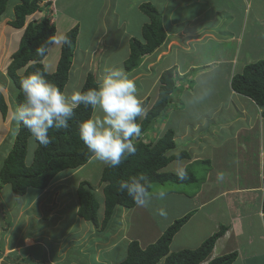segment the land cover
Returning <instances> with one entry per match:
<instances>
[{
  "label": "crops",
  "instance_id": "crops-1",
  "mask_svg": "<svg viewBox=\"0 0 264 264\" xmlns=\"http://www.w3.org/2000/svg\"><path fill=\"white\" fill-rule=\"evenodd\" d=\"M45 1H48L47 10L52 12L50 16L45 17L49 13L45 10L44 16H42V12L36 13L29 20L49 19L50 23L55 26V37L63 36L77 25L78 35L73 58L78 48L84 53L91 50V54L83 59L86 60V65H84L86 62L77 60V56H75V60H72L69 76L73 80L81 82L78 86L79 90L88 73H91L98 82L99 76L103 73L106 74V70L111 67L103 70L101 74L95 67V62H92V56L96 53L94 48L96 45L93 48L90 45H79L82 38V26H80L79 18L73 16L74 14L69 10L79 8L78 3L81 0ZM93 1L90 0L92 5ZM251 1L129 0L125 6L128 13L122 20V22L124 21L122 26L128 25L129 29L131 20L134 19L136 29H141L142 24L140 23L147 18L139 7L143 3H150L160 14L162 28L166 34L164 43L153 54L145 56L136 70L130 73L125 72L129 78H134L135 83L141 84L143 80H150L149 85L145 89L143 88L144 90L137 89L138 94H140L138 95L140 101L147 98L151 105L157 96L152 92V88L158 85L156 80L160 73L165 69L174 68L179 78L175 82L171 104H175L181 96L186 94L189 95L185 96V99L188 100L193 93L199 91L198 83L203 81L204 86L213 93L212 99L214 100H211L209 106L213 113H224V115H229L228 112L233 111L236 113L233 120H229L230 116H220L222 121H196L179 124L177 128L175 126L174 128H166L174 132L175 144L168 154L174 155L183 151L188 157L171 161L162 169L163 172L176 174L180 168L191 172L190 168L197 163L209 167L202 178H195L197 180L191 182L198 181V183L195 182L194 190H189L188 194L181 189L178 191L171 190L170 187L162 188L155 193L157 195L152 196L153 199L148 208L137 205L130 209L117 207L108 224L103 228L106 229L108 226V234L97 238L98 228L99 231L101 230L103 202H101L98 210L100 226L96 228L75 215L77 211L75 197L73 217L68 216L64 211V207L71 197L58 199L60 196H56L54 198L55 194L60 193V186L67 181L68 177L74 176L73 174L76 172L81 173L86 169L87 164L88 166L95 164L93 157L85 165L75 170L60 172L44 190L30 188L32 198L24 203H15L14 207L9 206L8 201L24 197L26 193L17 196L11 192L6 199V195L3 196L5 190H10V185L6 184L0 189V230L1 226L4 225L3 214H6L8 220L5 224L6 232L0 231V264H14L15 262L64 264L63 258L68 257L71 253L86 258L85 261L78 262V264H118L125 258L126 247L130 241L136 240L141 248H145L161 236L169 223L171 224L185 216H188V219L173 236L169 246L170 252L196 249L220 226H223L226 227V230L216 240L210 254L211 258L235 252L237 256L233 264H264V213L262 212L264 121L261 118L260 109L247 98L255 105L256 115L251 121L245 120L248 117L244 107L235 106L233 103L236 97H245L236 94L230 88V80L234 74L240 73L246 64L264 59V16L258 14L259 16L254 15L251 19ZM41 2L42 0L39 5L43 7ZM100 3L99 9L106 11L114 10L120 1L114 0V6L110 5V1L107 0H100ZM95 16L98 15L95 14ZM108 16L110 17V15ZM97 19L101 22V26L98 27V23L94 22L96 24L94 32L97 34V29H105L103 33H106L109 29L107 23L100 16ZM6 20L10 21L11 19L7 18ZM62 22H64L63 25ZM250 22H253L252 29L247 28ZM12 34L13 32L7 34L6 29H0V40L3 41L0 42L3 44L1 49L9 48V38ZM246 34L251 35L248 38L249 41L253 42L251 48L259 55V59L256 61L248 56L251 53L246 54V56L243 55V60H241V49L245 44ZM104 36L106 38L107 35L102 34L99 39L103 40ZM136 36L139 37V35ZM131 39L134 38L127 39L128 52ZM105 45L110 44L106 42L103 46ZM51 46L42 61L48 73L55 71L61 43H58L56 53L53 55V62L49 63L47 59L51 48H53ZM89 63L90 65H88ZM157 65L161 67L160 71L154 76V79H151V71ZM6 79L2 78L4 85L2 91L8 92L7 99H5L8 111L4 119L0 113V158L5 156L10 148L12 137L17 128L16 123L11 118L15 110L13 107L14 98L9 99L8 97L11 93V86L8 84L9 80L6 82ZM8 86L9 89L6 88ZM65 90L66 86L63 91L65 92ZM0 93L3 97L6 94L1 91ZM12 96L14 97L13 93ZM170 112L172 114V111ZM209 119L208 121H210ZM159 128H164V125L160 126L157 122L150 131L149 136L151 138L146 134L150 142H154L163 134L157 133ZM30 161L31 159H26V164L29 165ZM173 162L176 164H172ZM210 165H212L211 169ZM220 175H223L222 180L218 179ZM80 177V180L79 177L77 178V183L86 181L92 184L89 172L84 177ZM160 193H164L163 199L159 198ZM42 204L49 205L45 207V209H50L47 218H55L54 224L49 223V229L57 227L55 229L58 230L67 220L69 229H73L71 236L62 239L57 238V243L66 242L73 244V246L82 243L79 246V251H61L53 254L47 246V243L53 240L52 231H44V234L48 233L49 235L40 238L36 234L27 235V232H23L30 220V210L33 209L32 211L35 212L32 218L36 221L42 220L40 210ZM161 208L166 212V216L158 215L157 210ZM17 222L19 223L18 226L22 225V229H15L11 226L12 223L14 225ZM78 224L80 229L73 227V225ZM14 230L18 231L14 232ZM9 233L12 235L9 236ZM58 259L59 262H57Z\"/></svg>",
  "mask_w": 264,
  "mask_h": 264
},
{
  "label": "trees",
  "instance_id": "trees-1",
  "mask_svg": "<svg viewBox=\"0 0 264 264\" xmlns=\"http://www.w3.org/2000/svg\"><path fill=\"white\" fill-rule=\"evenodd\" d=\"M12 4V18L8 25L19 30L20 38L16 51L11 55L8 65L5 67L6 77L16 89L19 81L26 75L34 72L44 73L46 80L54 83L62 91L64 90L72 66V59L78 35V26L72 27L63 36H67L71 43L60 46V54L55 71L48 73L43 66L44 57L36 54V48L48 39H55V26L49 23V19L43 18L39 21H28L33 14L40 13L41 0H14ZM10 0H0V21L4 18ZM140 11L149 20L141 27L142 39H131L129 52L123 61L124 72L130 73L136 70L143 58L153 54L165 41L166 35L160 23L157 10L150 3H143ZM52 44L48 45V48ZM23 69L21 74L18 71ZM179 78L174 68L163 70L159 75L157 96L149 106V100L141 101L145 115L137 118L141 126L142 134H147L158 122L159 118L169 109L171 96L175 91V82ZM94 76L88 73L79 91L97 87ZM230 88L236 94L251 100L259 109L264 121V59L246 64L240 73L234 74L230 80ZM13 107L23 103V96L19 92L14 93ZM8 106L0 93V113L3 119L6 117ZM91 114L89 108L83 106L75 110L74 118L69 121L68 129H50L51 143L47 147H37L33 150L30 164H26L28 141L30 133L22 125L12 137L10 148L5 156L0 158V188L9 184L12 193L22 196L28 189L44 190L65 170H75L85 165L92 155L80 141L77 126L78 123L87 119ZM15 122V121H14ZM16 123V122H15ZM174 132L167 129L154 142H136V154L129 156L116 168L104 166L101 170L99 180L102 186L103 217L101 229L109 222L115 208L130 209L136 204L125 193L117 190V181L127 180L143 173L147 176L151 187L154 185H181L189 184L194 176L188 173L186 181H179L176 174L163 172L171 161L187 158L188 155L180 151L177 154H168L175 146ZM263 197L262 212L264 213V177L262 179ZM77 200V216L95 227L99 226L98 210L100 203L97 201L91 184L80 181L75 190ZM188 216L175 220L171 226L165 229L161 236L152 244L141 248L136 240L127 244L125 258L118 264H200L207 260L212 252L213 246L226 230L220 226L201 245L193 250H180L170 252L169 246L173 236L186 222ZM236 253H229L209 260L206 264H233ZM14 264H26L15 262ZM44 264V263H42Z\"/></svg>",
  "mask_w": 264,
  "mask_h": 264
},
{
  "label": "rangeland",
  "instance_id": "rangeland-1",
  "mask_svg": "<svg viewBox=\"0 0 264 264\" xmlns=\"http://www.w3.org/2000/svg\"><path fill=\"white\" fill-rule=\"evenodd\" d=\"M110 1V5L114 6V0H107ZM118 1V0H116ZM120 4H117V6L114 8V10H103V9H99L100 6V0H94L91 4L90 0H81L78 4H79V8L75 9H70L69 11H71L77 18H79L80 20V26H82V38L80 39V46L83 45H90L91 48H93L95 45V54L92 56V62H95V67L98 68V71L101 72V74L103 73V70L107 69L108 67L111 68H119L122 69V62L124 60V58L127 57L128 51H127V39L129 38H139L142 39V37H140L141 35V29H136V23L135 20L132 19L131 20V24L129 25V29H128V25L122 26L123 22V18L127 16L128 13V9H125V6L129 3V0H119ZM48 1L42 0L41 5L44 7H41V14L42 16H44L45 14V10L46 12L49 10H47V4ZM252 9L250 11L251 14V19H253L254 15H263L264 16V0H252ZM15 1L14 0H10V4L8 5L7 9H6V13H5V17L0 21V29H6V33L9 34V32H13V34L10 36L9 40H10V45L9 48L6 49H1V47L3 46V44H0V85H3L2 83V78H7L6 77V73H5V67L8 65L11 55L16 51L17 47H18V42H19V38H20V32L19 30H14L12 29L9 25H8V20H6L7 18L11 19L12 18V4H14ZM47 7V8H46ZM76 10V11H75ZM75 12V13H74ZM51 10L48 13L47 16H50L51 14ZM95 14H97L98 16H95ZM110 15V17L108 16ZM159 17L160 14L158 13ZM258 15V16H259ZM96 18H95V17ZM100 16V18H103L107 23V26L109 27L108 31L106 33H103V31L105 29H97V34L94 32V27L96 24H94V22L98 23V27L101 26V22H99V20L97 19ZM134 16V13H133ZM34 17V16H33ZM33 17H29L28 20L32 19ZM111 18V19H110ZM147 18V17H146ZM34 21V20H33ZM252 21V20H250ZM149 20L146 19L143 22H141L140 24H146L148 23ZM160 23L162 25V21L160 19ZM64 24V22H62V25ZM129 24V23H128ZM103 25V24H102ZM252 25L253 22H250L247 25V28L252 29ZM60 28V27H58ZM59 31H61V29H58ZM249 30V29H248ZM96 31V30H95ZM165 32V31H164ZM102 34H106V38L105 36L103 37V40H100L99 38L102 36ZM136 35H139L136 36ZM166 35V34H165ZM59 36V35H58ZM56 36L54 40H59L60 37ZM131 36V37H130ZM251 35L246 34V40H245V44L241 49V60H243V55L246 56V54L251 53V55H248L252 60H258L259 59V55H257L254 50L251 48L253 46V42L249 41V37ZM263 40V38H262ZM0 42H3L2 40H0ZM106 42H108L110 45H105L103 46V44H105ZM53 48H51L50 52H49V57L47 59V61L53 62V55L54 53H56V48L58 47V43H53V45L51 46ZM76 49V47H75ZM74 49V51H76ZM91 50L87 51L86 53H84L82 50H80V48H78L77 52L74 55V60H75V56H77V60H83L86 56H88ZM126 54V56H125ZM57 55V54H55ZM72 59V60H73ZM88 60V59H87ZM90 60V59H89ZM84 61V60H83ZM86 60L83 62L85 63ZM91 62V61H89ZM253 63V62H252ZM87 62L84 64L86 65ZM90 65V63L88 64ZM87 65V66H88ZM160 66H156L155 68L152 69L151 71V79H154V76H156V74L160 71ZM23 71V69L18 71V74H21ZM124 71V70H123ZM105 76V74L103 73L102 75L99 76V78L97 79V83H99L103 77ZM95 78V77H94ZM134 79V78H132ZM8 78L6 79L7 82ZM159 78H157V82H158ZM149 81L150 80H143L141 82V84H139L138 82H136V87L137 89H145L146 86L149 85ZM9 84V81H8ZM81 84V82L79 83L78 81L73 80L72 77L69 76L68 78V83L66 85V90H65V94L66 95H71L72 92L74 91H78V86ZM157 87L158 85H155V87L152 88V92L154 93V95H157ZM9 89V86L6 87ZM143 89V90H144ZM2 90H4L3 88H0V91L2 93H6L5 94V99H7V91L3 92ZM142 94V93H141ZM13 95H15L13 93ZM140 95V94H138ZM3 96V95H2ZM185 96H189L188 94L183 95L179 98V100L175 103V104H171L169 106V109L167 112H165L163 114V116L161 118H159L158 120V124L161 126L162 124L164 125V128H159V131H157V133L159 135H161L165 130H167L166 128H171L174 126L177 128V126L179 124H184V123H188V122H196V121H204V122H213L214 121H222L221 118H219L220 116L223 117H228L230 116L229 120H233L234 116H235V112H228L230 113L229 115H224V113H213V110L210 109V105H211V100L213 97V93L210 90V95L208 96V98L201 104L195 105L190 107L187 103V100L185 99ZM10 99V95L8 96ZM13 97V96H12ZM224 98V97H223ZM12 99V98H11ZM6 102V101H5ZM234 105L235 106H243L245 109V113L247 115L248 118H246L245 120H249L251 121L254 117V115H256V107L255 105L250 102L249 100H247L246 98H241V97H236L234 100ZM150 105V104H149ZM172 111V114L171 112ZM171 115V118H170ZM210 118V119H209ZM208 119L210 121H208ZM13 121V120H12ZM35 148V144L33 142V140L30 138L28 141V148H27V156L26 159L30 160L33 154V150ZM95 164H92L90 166H88V164L85 166V170H83L81 173L76 172L71 177L67 178V181L63 182L62 185L60 186L59 192L54 195V198L57 196H60L58 199H68L69 197H71L69 199V201L67 202L66 206L64 207V211L67 213L68 216L73 217V212L75 210L74 206V202L76 198L75 196V190L76 187L78 185V180L77 178L79 177V180L81 179L80 176L84 177L88 172L90 173V177L92 179V184L91 187L93 189V193L95 194V197L97 199V201L101 204L102 202V194H101V189L103 184H101L99 177H100V173L102 168L105 166L103 163L97 161L94 159ZM181 163V162H180ZM172 164H176V162H173ZM210 169L212 168V165H210ZM91 168V169H90ZM208 166H202L200 164H195L194 166H192L190 168L191 170V174L194 176V178L200 179L202 178V175L204 176L205 172L208 170ZM87 172V173H86ZM79 173V174H77ZM77 176V177H76ZM57 177V176H56ZM196 182V181H195ZM189 183L187 185L185 184H181V185H163V186H159V185H154L151 187V195L153 196L157 191H159L162 188H171V190H183L184 192L186 191V193L189 194V190H194V185L196 183H198V181L196 183ZM4 186V185H3ZM2 186V187H3ZM1 187V188H2ZM0 188V189H1ZM10 190L6 189L5 190V194L3 196L6 195V199L9 196V194L12 192L11 188L9 187ZM164 191H168V190H164ZM31 191H29V189L26 191V194L24 197H18L17 199L14 200H10L8 201V205L14 207L15 203H24L27 200H29L30 198H32L31 196ZM157 195V194H155ZM46 200H48V198H46ZM77 201V200H76ZM77 203V202H76ZM7 204V202H6ZM49 205L47 204H42L41 206V215H42V220L41 221H36L34 218H32V215L35 214V212H33L32 210H30V220L28 223V226L23 229V232H27V235H33L36 234L38 235V238L43 237L45 235H49L44 234V231H52L53 236H52V241L47 243L48 248L50 249V251H52L53 254H56L58 252L61 251H79V246L82 245V243H80V245H74L73 244H69L66 242H62V244H58L57 243V238H68L69 236H71V232L73 231V229H69V224H68V220L65 221L61 226L60 229H55L57 227H51V229H49V223L50 224H54L55 223V218H47L50 209H45V207H48ZM54 211V210H52ZM77 212V211H76ZM77 215V213L75 214ZM4 219H3V223L4 225L1 226V232H6V226L5 224H7L8 220L6 217V214H3ZM81 221V220H80ZM11 224V223H9ZM18 222L15 223L13 225V223L11 224V226L15 229H22V225L18 226ZM173 224V222L167 226V228L169 226H171ZM92 225V224H91ZM94 226V225H93ZM100 226V225H99ZM99 226H97L96 228H98ZM74 228L76 229H80V225H73ZM101 228V226H100ZM108 230V226L106 229H101L99 231L98 228V232L96 233L97 238H101L104 237L105 235L108 234L107 232ZM18 230H14V232H17ZM13 232V233H14ZM11 236L12 234L9 233ZM83 234V233H82ZM14 235V234H13ZM15 236V235H14ZM0 240H1V236H0ZM66 241V240H64ZM173 248H175V245H173ZM60 255V254H59ZM73 257H71V256ZM68 257H64L63 258V263L64 264H68V263H72V264H78V262H83L86 260V258H81L79 256H76L77 254H70ZM59 257V256H58ZM57 262H59V259L57 260ZM57 264V263H56Z\"/></svg>",
  "mask_w": 264,
  "mask_h": 264
},
{
  "label": "clouds",
  "instance_id": "clouds-1",
  "mask_svg": "<svg viewBox=\"0 0 264 264\" xmlns=\"http://www.w3.org/2000/svg\"><path fill=\"white\" fill-rule=\"evenodd\" d=\"M50 23V21H49ZM51 24V23H50ZM53 43L70 44L67 36L59 40L48 39L36 48V54L45 57L48 45ZM12 93L19 92L23 103L16 106L12 120L27 129L37 147H47L51 143L50 129H68L75 110L81 106L89 108L91 114L78 123L77 133L92 157L110 168H116L129 156L136 154V140L143 137L137 118L145 115V109L138 98L135 81L119 68H109L97 87L86 91H74L66 95L54 83L48 81L42 72L24 76L16 89L9 81ZM4 85H0L3 88ZM199 91L188 98L190 107L203 103L210 95L204 82L198 83ZM151 132H147L149 136ZM151 138V137H150ZM179 181H186L188 173L180 168L176 172ZM222 180L223 175L218 176ZM149 180L143 173L127 180L117 181V190L127 194L133 202L143 208L150 206L153 199ZM164 198V193L159 194ZM158 215L166 216L164 209Z\"/></svg>",
  "mask_w": 264,
  "mask_h": 264
},
{
  "label": "bare ground",
  "instance_id": "bare-ground-1",
  "mask_svg": "<svg viewBox=\"0 0 264 264\" xmlns=\"http://www.w3.org/2000/svg\"><path fill=\"white\" fill-rule=\"evenodd\" d=\"M136 142H142V143H150V139L146 136V134H143V137L142 138H139L136 140ZM211 256L209 255L208 259L203 261L202 263L200 264H206L209 260H211Z\"/></svg>",
  "mask_w": 264,
  "mask_h": 264
}]
</instances>
